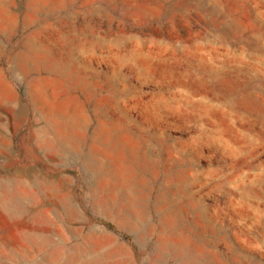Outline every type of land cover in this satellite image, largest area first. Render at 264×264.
Returning a JSON list of instances; mask_svg holds the SVG:
<instances>
[{
  "label": "rangeland",
  "instance_id": "obj_1",
  "mask_svg": "<svg viewBox=\"0 0 264 264\" xmlns=\"http://www.w3.org/2000/svg\"><path fill=\"white\" fill-rule=\"evenodd\" d=\"M0 264H264V0H0Z\"/></svg>",
  "mask_w": 264,
  "mask_h": 264
},
{
  "label": "trees",
  "instance_id": "obj_2",
  "mask_svg": "<svg viewBox=\"0 0 264 264\" xmlns=\"http://www.w3.org/2000/svg\"><path fill=\"white\" fill-rule=\"evenodd\" d=\"M108 225H109L111 228H113V225H112V223H108Z\"/></svg>",
  "mask_w": 264,
  "mask_h": 264
}]
</instances>
